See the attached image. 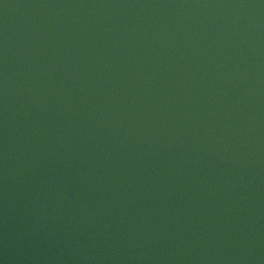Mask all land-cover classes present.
<instances>
[{
	"label": "water",
	"instance_id": "water-1",
	"mask_svg": "<svg viewBox=\"0 0 264 264\" xmlns=\"http://www.w3.org/2000/svg\"><path fill=\"white\" fill-rule=\"evenodd\" d=\"M0 264H264V0H0Z\"/></svg>",
	"mask_w": 264,
	"mask_h": 264
}]
</instances>
